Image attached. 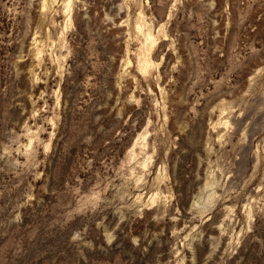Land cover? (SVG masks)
Listing matches in <instances>:
<instances>
[{
	"label": "rangeland",
	"instance_id": "374dc122",
	"mask_svg": "<svg viewBox=\"0 0 264 264\" xmlns=\"http://www.w3.org/2000/svg\"><path fill=\"white\" fill-rule=\"evenodd\" d=\"M0 264H264V0H0Z\"/></svg>",
	"mask_w": 264,
	"mask_h": 264
}]
</instances>
